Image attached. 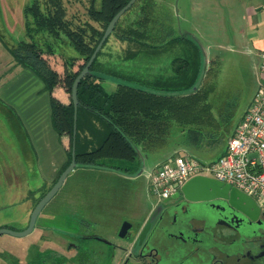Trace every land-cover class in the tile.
I'll return each mask as SVG.
<instances>
[{"label":"rangeland","instance_id":"rangeland-1","mask_svg":"<svg viewBox=\"0 0 264 264\" xmlns=\"http://www.w3.org/2000/svg\"><path fill=\"white\" fill-rule=\"evenodd\" d=\"M33 1L0 0V70L3 74L9 61L14 63L4 42L15 45L25 39L23 11L25 6ZM155 1L160 6L167 0ZM63 2L66 18L73 25L87 20L89 0ZM171 2L175 34L189 35L194 39L201 47L204 63L206 61L207 64L198 88L202 93L198 103L201 109L200 117L205 122L208 121L205 127L212 128H207V131H221V136L226 141L247 111L258 86V59L249 53L246 44L241 42L244 30V0ZM94 26L103 31L102 26L96 23ZM112 33L113 31L107 37L109 39L99 57L101 63L110 62L100 71L104 77L103 87L108 94L113 93L120 83L146 88L148 84L142 82L145 77L164 75L171 71L175 58H185L189 61L193 55L191 44L183 41L170 42L159 48H143L123 43ZM62 43L55 44L54 47L64 60L77 56L71 47L65 42ZM136 56H139V66L135 64ZM146 62L153 64L150 71L143 68ZM80 64L79 60L74 70H77ZM159 68H164L165 71L162 73ZM14 76L15 74L12 77ZM2 80L5 84L10 78L3 77ZM200 117L198 116V119ZM187 125L192 126L194 123L189 122ZM222 144L207 150L177 147L172 144L154 151L141 150V166H128L127 161L117 159L99 161L104 165L122 169L128 166V172L112 171L104 166L74 169L57 194L42 209L35 229L29 235H0V264H52L53 261L58 262L57 264H78L75 259L78 253L74 250L68 252L65 242L85 245L84 248L89 254L82 256L83 264H102L104 257L100 258L94 253L97 257L91 251H103L107 254L111 252L123 241L115 235L118 224L128 223L134 226L137 221L132 216L133 211L135 210L134 214H141V217L144 210L157 201L150 191L146 175L154 172L175 153L187 155L200 163L215 161L225 149ZM12 167L16 169L15 172L20 173V180L14 181V177L12 180L8 176V168ZM142 168L144 174L137 177ZM31 171V163L22 158L19 143L11 136L4 123L0 132V228L23 231L28 225L26 212L31 211L37 200L53 186L55 181L48 185L38 176L30 177ZM126 176L134 178L129 180ZM32 188H37L33 195L29 193ZM91 219L95 221L93 224L80 226V221ZM252 230L257 236H263L264 222L255 225ZM50 249H55L56 252L51 253Z\"/></svg>","mask_w":264,"mask_h":264},{"label":"trees","instance_id":"trees-1","mask_svg":"<svg viewBox=\"0 0 264 264\" xmlns=\"http://www.w3.org/2000/svg\"><path fill=\"white\" fill-rule=\"evenodd\" d=\"M129 1L89 0L87 20L73 25L66 18L63 0H34L23 11L25 39L7 47L16 66L33 72L49 95L51 126L67 156L57 179L71 159L72 85L104 29ZM94 23L102 26L103 31ZM112 35L123 43L143 48H159L183 41L191 44L193 55L189 61L175 58L171 71L164 75L145 77L142 82L148 84L146 88L120 83L108 94L100 71L110 62L99 61L107 38L77 88L75 162L78 168H94L102 159L133 163L139 159V149L154 151L168 144L202 150L222 143L226 147L227 140L221 136V131H207L212 128L205 127L208 121L200 117L198 103L202 93L198 89L191 91L199 84L204 59L193 39L175 34L171 0L160 6L155 0H136L119 18ZM62 42L77 56L64 60L54 47ZM134 58L139 66V56ZM79 60L81 64L74 70ZM152 65L146 62L143 68L150 71ZM189 122L194 125H187Z\"/></svg>","mask_w":264,"mask_h":264},{"label":"flooded vegetation","instance_id":"flooded-vegetation-1","mask_svg":"<svg viewBox=\"0 0 264 264\" xmlns=\"http://www.w3.org/2000/svg\"><path fill=\"white\" fill-rule=\"evenodd\" d=\"M99 166L110 168L112 171L119 168L107 166L100 162ZM122 170L128 172L130 169L126 167ZM40 198L30 212L40 201ZM123 203L125 204V201ZM126 205L129 206L127 203ZM134 211L132 216L137 223L134 226L130 224V228L121 238L123 240L121 244H117L108 254L103 251H91L93 255L97 253L100 258L104 257L103 263L164 264L166 262L163 261V257L172 255L171 264H264V235L259 237L252 230L255 225L264 222V214L260 209L256 222H250L244 215L228 206L226 201L219 199L214 202H191L175 199L165 204L163 201H156L155 204L144 210L141 217V214H134ZM153 215L155 230L152 237L145 248L137 250L136 257H134L131 250L132 246L127 240L135 231L138 230L139 233L149 217ZM93 222L95 221L92 219L89 221L82 220L80 226L91 225ZM120 225L121 223L115 230L117 231L115 235L118 238H120L119 233L123 226L120 227ZM61 240L60 238V243ZM64 245L68 252L74 250L76 254L78 253L75 254L76 262L83 264L82 256L86 257L85 253L89 254L84 248L85 245H72L69 242H65ZM49 252H56V250L50 249ZM57 263L53 261L52 264Z\"/></svg>","mask_w":264,"mask_h":264},{"label":"crops","instance_id":"crops-1","mask_svg":"<svg viewBox=\"0 0 264 264\" xmlns=\"http://www.w3.org/2000/svg\"><path fill=\"white\" fill-rule=\"evenodd\" d=\"M243 4L241 42L258 59L259 53L264 51V0H244ZM4 44L6 48L14 45ZM13 64L9 61L4 74L0 70V132L5 123L19 143L22 158L32 165L30 177L38 176L42 182L51 185L66 164L67 156L51 126L49 95L33 72ZM163 70L161 68L160 72ZM3 77L10 80L3 84ZM131 164L139 166V159L128 166ZM15 170L8 168V176L18 181L20 173ZM116 171L124 172L120 167ZM36 192L37 188L29 191L31 195ZM29 214L30 211L26 212L27 221Z\"/></svg>","mask_w":264,"mask_h":264},{"label":"built area","instance_id":"built-area-1","mask_svg":"<svg viewBox=\"0 0 264 264\" xmlns=\"http://www.w3.org/2000/svg\"><path fill=\"white\" fill-rule=\"evenodd\" d=\"M258 86L239 123L228 138L224 153L200 163L177 154L148 175L157 201L174 194L190 179L207 177L250 197L264 214V51L258 55Z\"/></svg>","mask_w":264,"mask_h":264},{"label":"water","instance_id":"water-1","mask_svg":"<svg viewBox=\"0 0 264 264\" xmlns=\"http://www.w3.org/2000/svg\"><path fill=\"white\" fill-rule=\"evenodd\" d=\"M135 1L136 0H130L112 18V20L107 25L100 41L98 42L93 53L91 54L89 60L87 61L85 67L77 75L72 85L71 100L73 104V132H72L71 159H70L69 165L60 174V176L58 177L54 185L51 187V189L36 204V206L34 207V209L32 210L30 214L29 222H28L26 229H24L23 231L15 232L7 228H2L0 229V235L8 234V235L15 236V237H24V236L29 235L33 231L38 215L40 214L42 209L57 194V192L63 185L65 179L67 178V176L74 169L78 168V165L75 162V136H76V117H77V106H78V101H77L78 85L80 81L89 73V68L93 60L95 59L96 55L102 48L107 37L113 31L115 24L117 23L119 18L134 4ZM183 36L190 37L189 35H183ZM206 69H207V64L205 61L199 84L196 87H194L191 92H195L199 88V85L202 81V78L204 77V73L206 72ZM138 155H139V162L142 165L143 157H142V153L140 149L138 150ZM143 174H144V170L142 168L141 171L137 174V177ZM148 175H146V178H148ZM130 178L132 177L130 176ZM175 199H179V200L184 199V200L191 201V202H214L215 200L219 199V200L226 201L228 206L232 207L233 209L238 211L240 214L244 215L247 219H249L250 222H256L259 216L258 214L259 209L250 197L244 195L243 193H241L240 191H238L237 189L233 187H230L229 185H223L222 183L214 179L207 178V177H194L188 180L176 194H174L173 196H171L170 198L166 200H163V203L165 204L166 202L175 200ZM154 224H155V218L153 215L149 217V219L146 221V223L144 224V226L142 227L139 233L137 230L134 232V234L130 238H128L127 242L132 246L131 250H132V254L134 255V257H136V252L138 249L140 248L143 249L148 244L149 240L152 237L153 231L155 230ZM128 228H130V224H124L122 226L120 233H119L120 238L124 236V233L126 232ZM227 254H230V253H227ZM163 261L166 262L164 264H171L173 261V256L165 255L163 257Z\"/></svg>","mask_w":264,"mask_h":264}]
</instances>
